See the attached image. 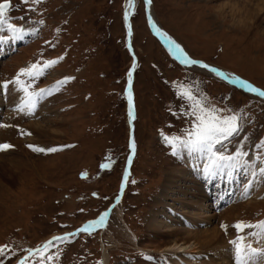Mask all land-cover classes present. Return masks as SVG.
I'll return each mask as SVG.
<instances>
[{
  "label": "rangeland",
  "instance_id": "1",
  "mask_svg": "<svg viewBox=\"0 0 264 264\" xmlns=\"http://www.w3.org/2000/svg\"><path fill=\"white\" fill-rule=\"evenodd\" d=\"M151 1L159 27L187 56L216 65L264 90V14H259L254 28L245 29L238 24L240 14L228 3L234 0ZM127 2L10 0V8L0 17V36L8 35L10 26L27 29L32 35L17 53L3 60L0 57V82L19 87L27 95L44 86L51 89L48 97L25 114L9 116L13 109L7 107V96L1 102L0 125L6 115L10 122L9 141H0V145L13 147L0 151V159L17 164L21 156L30 153L35 164L26 162L20 168L13 187H0V264H17L25 252L57 233H76L105 211L108 215L102 226L55 241L28 255L24 264H106L104 250L109 255L107 264H170L156 249L159 239L148 216L160 207V198L178 210L182 194L162 195L171 185L168 179L173 172L189 167L187 163L193 157L202 158L203 153L205 165L210 163L206 151L200 154L182 144L174 150L166 142V138H187L191 117L186 110L196 100L223 115L234 113L241 118L239 133L216 148L225 155L242 149L244 158L251 157L254 165L248 172L247 166L237 171L240 192L233 198L227 195L232 203L218 206L219 196L212 201L210 194L209 212L219 215L216 223L222 233L241 222L251 225L236 232L244 240L251 241L264 223V97L181 63L151 32L144 0H138L128 34L124 22ZM12 32L2 37H11ZM49 61L55 63L48 66ZM132 66L136 67L134 127L127 96ZM25 69L40 74L33 79L23 73ZM68 77L72 79L58 85ZM1 91L5 95V89ZM181 93L195 99L181 98ZM34 115L40 116L47 134L37 137L41 141L36 143L26 142L28 133L23 125ZM132 143L135 153L120 199ZM29 145L56 151L40 152ZM175 182V189L190 185L189 179ZM251 185L257 186L254 201L260 204L250 202ZM201 187L205 189V185Z\"/></svg>",
  "mask_w": 264,
  "mask_h": 264
},
{
  "label": "bare ground",
  "instance_id": "2",
  "mask_svg": "<svg viewBox=\"0 0 264 264\" xmlns=\"http://www.w3.org/2000/svg\"><path fill=\"white\" fill-rule=\"evenodd\" d=\"M239 1L242 2L244 1L246 3H243L242 7L237 9L239 3H242ZM228 3H230V5H233L232 11L238 12L240 14L239 18L237 17L236 18L238 19L237 20L239 22L238 24H241L240 25L241 27L244 26L245 29H249L250 27L254 28V26L258 24V20L260 18L259 14L261 15L264 14V0H234ZM137 5H138V0H128L124 10V22L127 27L128 34L132 32L131 17L136 11ZM152 6L153 4L151 1L150 10L154 18L155 27L172 44L174 40L171 37H169L168 34L163 31L162 28L159 27L155 19V15L153 13ZM145 13L147 16L146 10ZM21 35L22 38H20ZM30 35L31 34L29 30L23 29V32L21 34L14 35V33L12 32L11 37L0 38V57L10 53L17 45V43L21 41H26ZM30 37L28 39H30ZM175 44L179 45L176 42ZM183 54L186 55L184 51ZM134 62H136V60H134ZM133 66L129 71V73L131 72V77H129L127 96L129 99V93H131L130 115H131V120L134 121L136 117V106H135L133 82L135 81L136 67ZM200 68L209 71L211 73H214L210 70H207V68H202V67ZM227 75L232 80L231 82L237 80L243 81L231 72H227ZM0 85L3 84L0 82ZM253 86L257 89L259 88L255 84H253ZM242 88L250 91L248 87H242ZM1 89L2 88H0V115L3 114L1 111L2 110L1 102L2 99H4V96H7L5 99L8 101L7 107L9 108L12 107L13 109L12 112H9V116H11L10 115L11 113H13L14 115H18L21 113L22 114L28 113L29 108L31 107V105L28 103L29 94L28 95L27 93L23 94L24 92L21 93L22 90L19 87L13 85H10L5 89V95H3L2 93L3 90L1 91ZM41 89H47L48 94L40 99L35 98L38 100V102L39 100L43 101L46 97H48L51 94V89L49 87L46 88V86L35 89L32 93H38ZM13 95H15V98L13 97ZM38 102L36 106H38ZM43 108H45V106ZM15 110L19 112H16ZM9 116L6 115L4 117V122H2V124L0 125V141L3 140H5V142L9 141L8 134L6 133L7 127L9 126V122H10ZM36 116L37 115L32 116L33 120L30 121V123L28 122V124L23 125L25 132L28 133L26 135L27 136L26 142L33 141L34 143H36L37 141H41L37 137L43 136V134H47L45 126L42 124L43 121L41 119H38L40 116L39 115L37 117ZM133 153L134 151L132 149V153L129 156L130 163L133 160L132 159ZM202 153L203 152H201L200 154ZM234 153H236V150H234V152L230 151V154H234ZM203 155L205 156L204 153ZM193 156L195 155L189 154V157H193ZM204 156H200L202 158H198V159H196L195 157H193V159L190 158L193 161L191 163H187L189 167L185 169L179 168L175 172H173V174L171 175L172 179H168V184H171L168 187V191L167 189L164 190L165 188L162 190L165 191L162 192V195H164L165 198L167 196H170V194H174V193L180 195L182 194L181 201H178L179 203L178 210L174 209L173 206L168 205L165 202V199L160 198L157 199V205L160 207H156L149 214L148 224L153 229L154 236L159 239V241L156 244V249L162 252V254L169 260L170 264H235L236 246L240 245L245 254H247L249 247L251 249H254L257 255L253 257V260L256 262V264H264V255H259L260 253H264V231H263L264 227L259 226L258 230L252 235L251 241L246 239L244 240L243 236L238 235L239 233L236 234V232L239 230L235 227L236 225L230 226L227 231H224L225 233L224 234L221 232L218 226L219 224L217 225L216 223L217 217L219 215L216 213L214 214L212 212H209L211 210L208 208L209 205H211V201H210L211 195H213L212 201L213 199H215L216 196H219L220 201L217 202L218 206L221 204L225 205L227 203L229 204L233 202V200L231 198L229 199L227 195H232L233 198L234 195H236L237 193L239 194L240 192L239 187L236 186L237 171L241 172L243 166L248 167L246 172H248V170L253 168L254 165L251 162V157L249 159L246 158L247 160L243 157L242 158L243 162L239 167L235 169L227 165H225L222 168H212L211 171L214 172V174L209 175L205 172V169H208L210 167V163L205 165ZM1 160L2 159H0V161ZM26 162H29L32 165L35 164V160L32 158V155H30V153L26 158H22L21 156L20 161L17 164L13 162H9L6 159H3L2 162H0V187L3 185L4 186L7 185L8 187L11 188L14 185H16L20 178L19 170L20 168L23 167L24 164H27ZM128 170H129V166H127L125 169V175L127 177L129 174ZM186 179H189L190 185H187L185 188L175 189V187H178L176 186L175 180L183 181ZM205 180L207 183L205 182ZM202 184L205 185V189L201 187ZM214 187H217V189H215ZM256 187L257 186H252V185L249 187V189L251 190V195L253 196V197L250 196L252 198L250 201L252 202V204L255 202L254 199L257 198L255 197L257 193ZM177 189H179L180 191ZM231 189L235 190V193H233ZM245 191H243L242 193L244 196H245ZM123 192H124V187L121 186L120 193L118 195L120 196V199H123L121 198ZM223 200L224 202H222ZM255 203L260 204L261 202H255ZM262 225H264V223ZM128 230L131 231L130 227H128ZM226 234H229L228 237H226ZM127 235L131 238L129 232H127ZM104 259L107 264L109 260V255L106 250H104Z\"/></svg>",
  "mask_w": 264,
  "mask_h": 264
},
{
  "label": "snow or ice",
  "instance_id": "3",
  "mask_svg": "<svg viewBox=\"0 0 264 264\" xmlns=\"http://www.w3.org/2000/svg\"><path fill=\"white\" fill-rule=\"evenodd\" d=\"M27 3L28 0H25ZM10 8V0H5L4 3H0V17H3L6 11ZM23 19V17H21ZM12 27V31L14 35L21 34L23 29L10 26ZM162 34V33H161ZM22 38V35L20 36ZM172 47L174 50V54L176 58L181 61V63L185 65H199L200 62L195 59H189L187 55L183 54V50L180 48L179 45H176L175 42H172ZM54 61H49L48 66L54 64ZM204 68H208L209 66L204 64L202 65ZM36 67V66H33ZM43 70V69H42ZM24 74L30 76L31 78L35 79L40 73H33L30 69L22 70ZM212 72L217 73L220 76H223V73L218 72L217 69L212 68ZM129 77H131V72L129 73ZM71 77L65 78L64 81L58 82V85L63 84L64 82L71 80ZM19 83V79L16 81ZM237 81H233L236 83ZM242 87L245 86L244 81H239ZM8 87V82H5L3 85H0V88L6 89ZM248 89L252 92L259 91L255 87L251 85H247ZM48 94L47 89H41L38 93H30L28 96V103L35 107L38 100L36 98H43ZM260 95H264V92H260ZM189 101L194 100V96L189 93H181V98H185ZM129 101H131V93H129ZM190 113L191 117V127L185 133L186 139H181L180 137L168 139L166 138V142L170 143L175 150L178 144H182L183 146L189 148L192 151L196 152H208L210 153L209 162L210 167L205 169V172L209 175L214 174L211 171L212 168H222L225 165L235 169L241 165L243 162L242 158L244 157L245 153L242 149H238L236 153L225 155L222 152L217 150V145H222L224 141L230 140L231 137L237 135L240 131V117L236 114L232 113L229 115H223L213 106H207L204 101L196 100L195 104L190 103L188 109L186 110ZM131 114V113H130ZM30 134V133H29ZM175 141V143H173ZM13 147L9 144L0 145V151L7 150ZM30 148L33 150L40 151V152H54L56 151L55 148L51 149H43V148H36L35 146L29 145ZM133 151L135 150V143L132 144ZM264 147V145H261ZM107 167V165H105ZM127 180V176L124 178ZM135 181H133L134 183ZM108 212L105 211L101 214L97 220L90 221L86 223L81 229H79L74 234L65 235L64 237H56L53 241H49L48 244H54L56 240H67L69 239L70 235H79L80 232L88 231L89 229H95L97 225H103L105 222V218L107 217ZM237 229L243 231L245 227H251V225H244L242 222L238 223L235 226ZM264 227V225H261ZM47 247V245H46ZM236 261L235 264H256L253 260V257L257 255L254 249L249 247L247 254L244 253L242 247L240 245L236 246ZM0 254H3V249L0 248ZM259 255H264V253H260Z\"/></svg>",
  "mask_w": 264,
  "mask_h": 264
},
{
  "label": "water",
  "instance_id": "4",
  "mask_svg": "<svg viewBox=\"0 0 264 264\" xmlns=\"http://www.w3.org/2000/svg\"><path fill=\"white\" fill-rule=\"evenodd\" d=\"M5 1H2V2H0V3H4ZM145 10H146V12H147V21H148V25H149V27H150V29H151V31H152V33L159 39V41L165 46V47H167V49H169V51L176 57V55L174 54V50H173V47H172V44L165 38V36H163L162 34H161V32H159V30L155 27V23H154V18H153V15L151 14V10H150V4H151V1L150 0H145ZM128 46L130 47V40H128ZM189 59H194V58H191V57H189V56H187ZM195 60H197V61H199L200 62V64L199 65H194V66H196V67H202V68H204L202 65H204V64H206V65H208L209 67L207 68V70H210L211 71V69L212 68H215V69H217L218 70V72H220V73H223L224 75L223 76H221V77H223L224 79H226L227 81H229V82H231L232 80L229 78V76L227 75V73L224 71V70H222L221 68H219V67H216L215 65H213V64H211V63H208V62H206V61H204V60H201V59H195ZM217 74V73H216ZM218 75V74H217ZM220 76V75H219ZM239 81L240 80H237V82H236V84H238V85H240L241 86V84L239 83ZM247 85H251L250 83H248V82H245V86L244 87H247ZM252 87H254L253 85H251ZM257 89V88H256ZM259 91H257V93H260V92H264L263 90H261V89H258Z\"/></svg>",
  "mask_w": 264,
  "mask_h": 264
}]
</instances>
